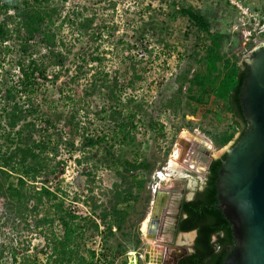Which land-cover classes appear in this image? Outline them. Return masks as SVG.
<instances>
[{
    "label": "rangeland",
    "instance_id": "1",
    "mask_svg": "<svg viewBox=\"0 0 264 264\" xmlns=\"http://www.w3.org/2000/svg\"><path fill=\"white\" fill-rule=\"evenodd\" d=\"M169 1L198 10L210 22L211 32L223 37L221 54L228 63L225 72L234 64L239 66L245 55L264 44V0H69L64 5L61 18L69 15L73 19L71 11L85 7L84 16L94 17V22L82 39L66 25L58 34L67 64L64 69H48V83L39 100L44 103V111L61 119L54 134L60 132L62 141L69 139L73 148L66 143L58 147V154L50 161L55 174L43 180L52 190H61L67 212L90 217L99 225V232H94L81 222L78 230L82 233L81 254L86 256L87 251H93L96 254L93 264H128L129 253H134L137 264H146L147 248L157 253L170 244L164 233L148 239L144 227L153 211L156 191L184 184L181 174L170 172L171 162L179 173L188 170L174 158L180 154L181 140L206 141L212 145V156L218 158L232 147L237 137L225 146L219 145L222 134L230 127L222 100L211 94L204 97V103L190 101L187 84L179 91L187 71L190 79L202 70L196 60L204 53L196 40V30L187 19L167 18ZM110 4H115V8L111 9ZM53 75H58L55 81ZM105 75L108 80H117L118 93L111 101L108 93L98 86L91 94L92 83L99 85ZM169 103L171 107L167 106ZM114 110L123 113L119 123H132L134 127L133 143L116 145L112 150L115 157L130 160L137 155L150 161L154 170L144 177L141 191L133 185L131 192L136 200L120 206L129 213L122 230L113 229L114 235L105 240L107 233L100 234L104 227L96 215L110 209L113 185L120 180L105 144L84 150L81 147L83 136H103L107 146L113 144L117 123L110 121L108 115ZM131 115L135 118L130 121ZM152 118L162 126V133L149 128ZM193 181V177L188 178L186 184ZM40 186L36 184L37 188ZM124 188L126 185L122 184L121 190ZM51 204L39 206L29 216L16 217L8 214L0 201L3 264H11L12 249L16 250L17 264L23 258L27 264H46L43 255L46 238L50 240L52 234L59 237L62 231L57 222L37 229L34 226ZM192 239L190 234H180L174 244L190 250Z\"/></svg>",
    "mask_w": 264,
    "mask_h": 264
},
{
    "label": "trees",
    "instance_id": "2",
    "mask_svg": "<svg viewBox=\"0 0 264 264\" xmlns=\"http://www.w3.org/2000/svg\"><path fill=\"white\" fill-rule=\"evenodd\" d=\"M69 0H0V201L2 207L12 216L35 213L39 206L52 203L44 216L37 221L34 228L40 225H59L62 234L58 237L52 234L46 238V264H93L96 254L87 251L81 254L78 233L80 223L83 227L99 232V225L90 217L73 215L64 209L60 189L52 190L46 186L43 179L55 174L54 166L50 163L57 155L58 147L65 144L73 148L69 139L63 142L61 134H54L56 124L61 119L43 110V101L39 100L41 90L48 83V69L51 67L64 69L67 64L66 52L62 51L64 44L58 39L59 31L64 25L78 38L87 36L94 17H85L82 11H71L61 18V12ZM114 9L115 4H110ZM170 10L167 18L182 17L196 30V40L204 56L196 62L202 70L190 79L185 76L180 82L179 91L187 84V98L196 103H204V97L213 95L224 102L225 110L230 117L229 130L222 134L220 146L228 144L235 135L234 144L245 134L247 121L240 105L241 87L249 72L248 65L243 61L228 68V63L221 54L223 37L211 32V24L201 12L192 7H182L169 1ZM83 9V10H82ZM149 9V7H146ZM39 49L44 52L41 54ZM254 54H252V57ZM227 65V66H226ZM68 72V69H66ZM58 75H53L54 81ZM136 79H139L137 76ZM92 83V93L104 90L111 101L118 93L117 80L103 79ZM132 84L131 82L129 83ZM171 107L170 103L167 104ZM121 111H112L108 118L116 124L113 133V144H106L105 137H82V147H101L103 144L110 155L111 166L119 178V183L113 185V201L108 211L96 215L100 220L105 240L121 231L126 218L127 209L120 206L130 200H136L131 190L133 185L138 191L143 189L144 177L150 175L154 165L137 155L132 159H119L112 152L116 145H131L134 141L129 125L123 121ZM131 115L130 121L135 118ZM128 118V119H129ZM152 118L149 128L162 133V126ZM71 142V143H70ZM226 159L223 154L213 162L211 179L200 197L184 205L185 219L181 222L182 230H196L192 252L180 259L177 264H223L225 258L235 245L232 226L219 208L217 199L216 180L222 163ZM121 168V171H119ZM40 183V188L36 184ZM122 184L126 188L121 190ZM56 202V203H55ZM32 204L30 208L29 205ZM2 208V209H3ZM93 214H96L93 212ZM95 216V215H93ZM27 227L30 224L26 223ZM105 236V235H104ZM4 252L0 250V264ZM11 264H17L15 249L9 252ZM23 258L20 264H27Z\"/></svg>",
    "mask_w": 264,
    "mask_h": 264
},
{
    "label": "water",
    "instance_id": "3",
    "mask_svg": "<svg viewBox=\"0 0 264 264\" xmlns=\"http://www.w3.org/2000/svg\"><path fill=\"white\" fill-rule=\"evenodd\" d=\"M241 60L249 67L239 96L247 129L226 152L216 180L219 208L231 224L235 240L223 264H264V44ZM166 196L157 193L148 221V239L157 237ZM164 251L158 252L160 259L154 264H161L167 254ZM189 251L182 248L181 254L171 257L168 264H176Z\"/></svg>",
    "mask_w": 264,
    "mask_h": 264
},
{
    "label": "flooded vegetation",
    "instance_id": "4",
    "mask_svg": "<svg viewBox=\"0 0 264 264\" xmlns=\"http://www.w3.org/2000/svg\"><path fill=\"white\" fill-rule=\"evenodd\" d=\"M182 140H181L182 148L180 147L179 149L180 154L178 155L177 153L174 158L175 159L178 158V160L182 161V163L187 167L188 170H185L183 173H179V171L175 167V163L173 164L171 162L170 164L175 168V170L172 167H170V172L172 173L174 171H177V174H179V176L181 174L180 177L183 180L184 184L178 188L169 187L167 190H158L155 193L154 204L158 192H163L167 195L165 199V209H163V213L161 215L159 227L156 234L158 236L159 233H164L166 238L168 237L170 240V244L167 243L164 247L161 248V251L165 250L164 252L165 253L167 252L161 264H168L169 263L168 261L171 259V257H175L181 254L182 248H185V247H181L180 245L174 244L175 238L180 234L191 235V233H194L193 239L191 235L192 246L190 248L189 253L180 257L178 261L192 252L195 239L197 237V232L196 230H191L188 232H184L182 230L183 225L181 224V222L185 219V215H186L184 210V205L200 197V194L206 189L208 185V181L211 179L212 176L211 167L213 165V162L221 157L220 156L216 158L212 156L211 154L212 145L209 146L206 141H203L201 139H192V140L189 139L186 141H182ZM224 154H226V152ZM192 177L194 178L193 181L194 183L193 184L190 183L189 185L186 184L188 178H192ZM217 199H218V193H217Z\"/></svg>",
    "mask_w": 264,
    "mask_h": 264
},
{
    "label": "bare ground",
    "instance_id": "5",
    "mask_svg": "<svg viewBox=\"0 0 264 264\" xmlns=\"http://www.w3.org/2000/svg\"><path fill=\"white\" fill-rule=\"evenodd\" d=\"M184 137H185V135H184ZM181 138H183V137H181ZM187 146V145H186ZM182 148V147H181ZM175 157V156H174ZM182 158V157H181ZM177 159V158H176ZM174 170H175V168L173 167V166H171ZM163 178L164 177H162L161 178V180H163ZM147 226H148V222H147V224H146V226L144 227V233L146 234V228H147ZM152 255L150 256V259H149V262L150 263H154L153 262V258H155L154 256H153V253H151ZM128 256H130V258H129V261H131V262H133V263H135V264H137V262H136V256H134V253H129V255ZM145 259V258H144ZM149 262H147V263H149ZM146 263V264H147Z\"/></svg>",
    "mask_w": 264,
    "mask_h": 264
},
{
    "label": "crops",
    "instance_id": "6",
    "mask_svg": "<svg viewBox=\"0 0 264 264\" xmlns=\"http://www.w3.org/2000/svg\"><path fill=\"white\" fill-rule=\"evenodd\" d=\"M148 251H149V253H148ZM163 251V250H162ZM151 253H153V256L155 257V258H153V262H156L158 259H160L159 257L160 256H158V252L157 253H155L153 250H148V248H147V253L146 254H148L147 256H149V259H150V256L152 255ZM164 254V253H163ZM166 256V255H165ZM161 260H162V257H161Z\"/></svg>",
    "mask_w": 264,
    "mask_h": 264
}]
</instances>
